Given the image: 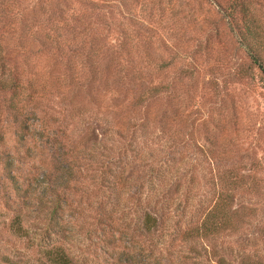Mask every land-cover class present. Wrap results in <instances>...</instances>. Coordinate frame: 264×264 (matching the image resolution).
<instances>
[{
  "label": "rangeland",
  "instance_id": "374dc122",
  "mask_svg": "<svg viewBox=\"0 0 264 264\" xmlns=\"http://www.w3.org/2000/svg\"><path fill=\"white\" fill-rule=\"evenodd\" d=\"M243 2L247 39L232 0H0L34 87L14 118L0 92V264H264V0ZM221 187L237 227L190 235Z\"/></svg>",
  "mask_w": 264,
  "mask_h": 264
},
{
  "label": "trees",
  "instance_id": "16d2710c",
  "mask_svg": "<svg viewBox=\"0 0 264 264\" xmlns=\"http://www.w3.org/2000/svg\"><path fill=\"white\" fill-rule=\"evenodd\" d=\"M233 7L239 6L243 13V27L240 34L243 39H247L251 35L252 20L248 16L249 10L244 4L243 0H232ZM236 23V22H235ZM239 28V24H236ZM6 57L2 52L0 53V92H8V110L13 114V118L22 112L24 102L34 98V87L30 80L23 84L22 79L15 67H7L5 63ZM156 70L163 66L154 61L151 64ZM27 93H24L25 89ZM133 89V88H132ZM172 86L164 84L160 79L156 82L147 85H139L132 91V104L143 105L148 104L149 101L158 98L159 96H170ZM2 136L0 135V139ZM236 179L230 182V188L237 187ZM227 187V186H226ZM232 194L224 191L221 187L219 189L217 198L212 206L204 213L200 223L195 228V233L191 232L190 235H198L205 238L212 237L214 234L221 230H230L237 227V207L232 206ZM10 229L17 236L26 234V229L22 226V218L20 215H15L9 224ZM43 257L48 264H76L72 257L68 254L66 249L59 244H52L44 248ZM242 264H260L257 260L245 259Z\"/></svg>",
  "mask_w": 264,
  "mask_h": 264
}]
</instances>
